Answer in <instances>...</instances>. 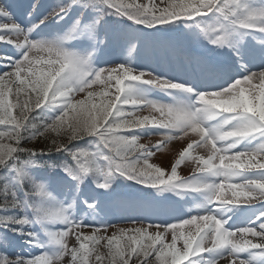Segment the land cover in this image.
I'll use <instances>...</instances> for the list:
<instances>
[{
    "label": "snow or ice",
    "instance_id": "snow-or-ice-1",
    "mask_svg": "<svg viewBox=\"0 0 264 264\" xmlns=\"http://www.w3.org/2000/svg\"><path fill=\"white\" fill-rule=\"evenodd\" d=\"M13 8L0 0L14 49L0 53V264H264V0H35L19 22ZM155 45L186 54L181 75L138 63ZM182 137L170 171L150 163ZM126 182L195 208L99 235Z\"/></svg>",
    "mask_w": 264,
    "mask_h": 264
},
{
    "label": "rangeland",
    "instance_id": "rangeland-1",
    "mask_svg": "<svg viewBox=\"0 0 264 264\" xmlns=\"http://www.w3.org/2000/svg\"><path fill=\"white\" fill-rule=\"evenodd\" d=\"M27 1L28 0L24 1V4H27ZM152 1H154V3H157V4L159 3V0H152ZM13 11L18 20L19 18L18 11L14 9ZM0 22L10 23L11 21H8L6 19H0ZM0 53H6V54L11 55L14 53V49L12 46L6 45L0 42ZM110 55H112V57L109 56L108 54H105V56L102 58V60H105V61L109 60L111 62L107 65L108 67L115 66V62L118 61L120 57L119 47H115L111 49ZM138 63L146 66L148 70L156 69L157 71H163L169 74L181 75L184 71V65L187 63V61H186L185 53H182L177 50H173L171 47L167 45H155V46L148 47L141 54V57L139 58ZM101 66H105V65L102 63ZM91 90L94 92H99L102 89H101V86L94 85ZM84 96H85V93H76L74 95V98L76 100H79V99L84 98ZM99 99L100 98L98 97L96 99V102H99ZM21 100H23V96L21 97ZM139 114L149 115L150 113L148 112L147 109H144L143 111H140ZM162 139L163 137L160 135L143 136L141 137L139 142L151 146V145H154L160 142ZM188 142H189L188 137H182V138L173 140L170 143H167L162 150L154 153L155 157L153 155V157L150 158V163L156 164L170 171L171 165L175 162L176 159L179 158L180 151H182L183 148L186 147ZM26 145H28V143ZM195 154L206 156L207 152L203 148H198L195 150ZM194 167L195 165L191 161L186 160L178 167V172L181 176L188 177L193 174ZM132 183L133 182H126L125 183L126 185H123L117 188V191H123L125 190V188H129L130 190H132L131 188H135L134 190L137 191L139 197L144 198V199L150 198L148 197L147 193L152 190H149V189L141 190V188H143L141 187V185H135V187H129L128 185ZM132 194H135V192L126 193L125 195H132ZM192 195L195 196L196 194H192ZM173 198L180 199V200L183 199L185 200L184 201L185 203L184 205L183 204L180 205L181 208H179L178 212L175 213V216H173L172 218H170V214L168 215L166 214L161 218V220H153L150 222H142V221L126 222L118 226L109 227L106 232L103 229H101L99 235H111L113 232L118 231L121 228H125V229H133L136 227L148 228L150 224L153 225V227L148 228V230L152 233H155L158 230L155 227L156 224H163L164 222L176 223L178 222L180 218H188L189 211L195 208L196 201L192 199V196H189L186 199L182 197H175V196H173ZM192 214H195V213L193 212ZM108 223H111V222L108 221ZM163 230H164L163 228L159 229V231L161 232H163ZM192 230L195 231V228L193 227ZM86 231H90V230H86ZM166 239L168 241L171 240L170 232L166 236ZM69 243H70V246L71 244L75 243L74 238H70ZM104 243L105 241L101 242L100 252L104 254L106 257L107 250L103 247ZM178 247H182V241L178 243ZM16 250H18L19 252L21 251L20 249H16ZM16 250L14 251L18 252ZM26 251H31L33 254H37V255L40 253L39 249H32V250H26ZM9 259H15V256H9ZM230 260H231L230 257H225V258L218 260V264H230ZM105 264H107L106 260H105Z\"/></svg>",
    "mask_w": 264,
    "mask_h": 264
},
{
    "label": "trees",
    "instance_id": "trees-1",
    "mask_svg": "<svg viewBox=\"0 0 264 264\" xmlns=\"http://www.w3.org/2000/svg\"><path fill=\"white\" fill-rule=\"evenodd\" d=\"M10 3L14 5V10H17L19 13L20 19H26L25 13L29 11L28 5L35 2V0H28L27 4H24L26 0H8ZM59 0H41V3L44 5V8H50L58 3ZM144 3H148L149 0L142 1ZM154 3V1H152ZM43 10V9H42ZM106 54L110 56L111 50H109ZM64 141L67 143V138L62 137ZM29 148H36L39 150L44 147V143L41 141L29 142L28 145H25ZM155 157V155H154ZM126 185V184H124ZM143 187V186H141ZM125 188L123 191H117L119 199L114 202L107 215L105 216V220L111 222L110 224L113 226H118L126 222H150L153 220H161L164 215L170 214V218L175 216V213L178 212L179 208H181V204L184 205L185 200L175 199L171 196L170 199L164 200L161 197H156L155 200L151 198H141L138 196V193L135 188ZM142 189V188H141ZM135 192L132 195H125L126 193ZM255 208H259V203L253 202ZM112 226V227H113ZM11 236V234H9ZM14 239V238H13ZM16 249H20L19 247L8 249L9 252H12ZM21 250V249H20ZM18 251V250H16ZM19 252V251H18ZM0 254H4L3 247H0ZM33 254V253H32Z\"/></svg>",
    "mask_w": 264,
    "mask_h": 264
}]
</instances>
